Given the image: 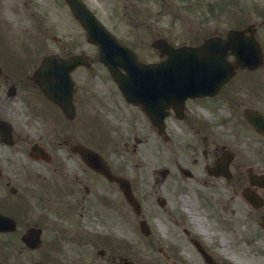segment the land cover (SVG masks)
Returning <instances> with one entry per match:
<instances>
[{"label":"rangeland","instance_id":"374dc122","mask_svg":"<svg viewBox=\"0 0 264 264\" xmlns=\"http://www.w3.org/2000/svg\"><path fill=\"white\" fill-rule=\"evenodd\" d=\"M85 2L122 41L135 49L143 60L158 59L157 50L149 45L154 37L164 36L175 44L195 43L215 31L222 32L231 26L246 24L255 26V35L264 53V0H229L228 3L221 0H85ZM34 11L35 21L40 19L45 26L51 25L50 29L39 37L38 42H35L33 50L35 65L40 56L50 50L60 54L83 50L94 62L92 67H81L73 73L78 85L77 103L80 106L76 121L67 122L62 117L55 119L49 114L43 118L42 115L35 114V118L31 117L35 122V128L26 126L35 133L42 132L44 137L39 136L35 139L47 142L49 147L56 134L62 136L67 132L76 139L86 138L88 132L96 130L92 125L89 131L90 124L87 123L91 121L97 123L98 118L99 120L103 118V123L100 122L103 130L101 135L109 134L103 151L118 170L132 179L136 191L146 195L150 206L147 214L155 232L154 238L145 241L135 228L134 216L124 209L121 201L118 218L113 221L114 223L111 222V214L104 210L102 220L101 216L98 218L104 223H113V231L118 233V236L137 244L135 251L125 254L132 258L135 264H160L162 259L156 246L164 244L173 248V256L182 262L203 264L187 241L183 231L185 227L191 234L199 237L222 264H264V232L258 227L257 221L241 213H229L230 208L225 204L227 196L222 181H216L214 188L198 186L195 181L203 177L201 163L195 157L197 161L192 164L194 155L185 145L190 142L189 140L192 141V137L187 132L183 133L179 123L169 121L168 129L172 139L168 141L160 140L146 131L147 125L143 116L123 101L105 67L96 60V47L85 40L83 28L75 20L64 0H0L2 20L0 22L9 24L4 32L3 28H0V43L5 48V52H0L1 59L6 63L13 61L6 52L9 54L16 52L17 42H21L20 38L24 37L23 31L31 30L26 23H31L30 13ZM53 35L59 40H54ZM28 64H25V67L32 70L34 62H31V67ZM255 72L261 74L260 77L263 76L264 63ZM255 81L254 84L264 85L261 84L264 83V76L263 81L258 78H255ZM248 85L246 83L244 87L242 86L243 92L239 95L250 100L254 106L258 101V105L264 109V86L258 88L260 93L258 94L257 91H252L251 85L248 88ZM35 101L40 103L37 97ZM0 104L1 113L7 116L15 114L14 118L17 121L23 122L27 119L33 121L30 118L32 115L30 108L21 104L18 98L1 100ZM225 106L227 107L226 104ZM195 109L201 113L207 112L201 103ZM136 136L142 142L133 148ZM5 152L8 154V148ZM10 153L16 157L11 158L14 162L18 160L22 162V152H15L12 148ZM175 161L177 163L174 166ZM178 162L184 167L192 168L197 177L194 179L181 177L176 168ZM54 163L53 160L50 163L35 162L36 195H42L43 187L41 184L43 179H36L37 172L41 173V177H45L44 182L64 180L61 175L66 172L63 171L62 165H57V169H54L52 168ZM163 167H168V172L161 178L159 170ZM262 167L259 170H264V166ZM193 188L201 192V198L195 196ZM103 191H106V185H103ZM53 195L55 196L53 203L59 208V199L54 193ZM157 195L167 198L164 207L155 202ZM65 217L71 218L70 221L76 219L69 209L65 211ZM169 217L172 219L169 220ZM110 227L109 224L108 228ZM22 228L23 224H20L16 232L0 235L3 251L7 254L10 264H26L36 255L30 250L20 251L21 242L18 236ZM47 230L45 240L53 239L54 232H58L51 228ZM8 239H13V243H8ZM74 247V243L59 242L57 251L66 254L64 251L67 250L75 255L72 250L79 249ZM87 255L92 257L95 253L89 250ZM76 261L79 263L77 259Z\"/></svg>","mask_w":264,"mask_h":264},{"label":"flooded vegetation","instance_id":"af4514ba","mask_svg":"<svg viewBox=\"0 0 264 264\" xmlns=\"http://www.w3.org/2000/svg\"><path fill=\"white\" fill-rule=\"evenodd\" d=\"M253 73V72H234L231 79L220 89L218 95L216 96L218 102L224 106V114H220L212 123L211 126L207 127L205 131L198 135L197 139L199 142V150L202 155V159L204 164L208 163L213 165L214 162L220 158L226 151L231 150V154L233 155L230 161V173L226 176H218L219 178L223 177V184L226 189V195L228 193L230 198H235V202L233 203L237 210L244 212L247 210L241 206V203H245L246 200L241 194L243 187L245 186V178L246 174L241 169L244 161L242 158L243 148H239V140L243 133V125L244 122L243 116L240 114V110L245 106L253 107L250 102L245 101L244 97H241L239 94L243 91L242 86L244 82L245 74ZM34 72H0L1 81H0V89L3 88V83L5 82L4 93L2 96V100H6L8 98H13L18 93H20L19 99L24 102L27 106H32L33 112L35 114V78L33 77ZM233 85L231 86V84ZM31 93L34 104L29 102L28 94ZM28 99V100H27ZM191 102V100H188ZM227 107L225 106V104ZM182 118L185 120L188 118V111H184L182 113ZM9 119L14 120L15 114L12 116H7ZM189 118L187 119V121ZM244 120V121H243ZM244 122V123H243ZM25 125H30L35 128V125L30 124V121L27 120ZM251 128V126H250ZM200 129L195 130L196 134L199 133ZM253 132L252 129H250ZM254 136L259 138L262 136L257 134L254 130ZM30 135L35 136V132L30 128L25 131H17L12 133V138H10L12 145L18 144L20 141L24 140V142L28 141ZM2 137L0 135V147H10L7 144L2 143ZM67 141H70L69 137H66L63 140V143H66V149L68 150L67 154L64 156L66 159L71 158V144H67ZM9 150V149H8ZM233 150V151H232ZM10 151V150H9ZM17 151L23 153L22 148H17ZM27 153V150H26ZM0 154H3L0 152ZM28 154V153H27ZM4 155V154H3ZM11 158H14L13 155H10ZM7 155L0 158V202L7 209L6 211L18 216V214H24L25 206L28 204L27 197L31 195L33 198V205L35 208V218H37L38 212H46L49 213L51 211L48 200L42 199L40 197L35 196V160H32L34 163L28 162L30 160L27 157V161L24 159L13 161ZM67 173V181L65 186L66 188L62 191L59 189V192L64 193L63 202L69 207H74V210L83 216L84 224H80L79 234L81 236V242L83 245L80 250L83 248L94 249L97 253H100V257L105 256L106 250L104 248H98V244L101 243V239L98 238L97 235L92 234L89 230L85 229L89 227L92 228L91 224L94 222V218H98L99 215L102 214L103 207L108 206L114 207L118 204L119 195L121 194L119 186L117 183L104 179V176L101 174L88 171L87 167L83 164H75L68 166L66 169ZM39 177L41 174L39 172L36 173ZM77 179L78 186H71V178ZM216 177V176H213ZM106 183L109 189L106 190V194H103V183ZM18 185V186H17ZM105 196V197H104ZM146 195H143V199ZM62 200V195H60ZM104 198L107 200L108 205L104 204ZM53 202V198H52ZM26 203V204H25ZM149 203V202H148ZM158 204L164 206L165 200H158ZM80 208V212L78 211ZM130 210L131 207H128ZM142 214L143 206H141ZM252 211L256 212L257 208H250ZM116 210H114L113 218L116 215ZM112 218V219H113ZM138 218L140 216L138 215ZM99 219V218H98ZM83 225V226H81ZM96 230V229H95ZM85 233V234H84ZM53 245H43L39 248H36L37 251V259H39L42 263L46 264L47 254H51V247ZM64 259L61 256H56V254H52V262L54 264H67L63 261L67 260L70 262H75L78 264L75 258L70 259L69 255L65 256ZM99 257V256H98ZM61 258H63L61 260ZM82 260L85 259L84 256H80ZM73 260V261H72ZM89 262H84V264H92L94 259L88 260ZM109 264H121L119 261H111Z\"/></svg>","mask_w":264,"mask_h":264},{"label":"water","instance_id":"95a60500","mask_svg":"<svg viewBox=\"0 0 264 264\" xmlns=\"http://www.w3.org/2000/svg\"><path fill=\"white\" fill-rule=\"evenodd\" d=\"M75 16L87 30V39L95 42L100 51L99 59L105 63L114 76L124 95L133 101L149 103L151 100L144 98L150 89L164 84H178L185 95L210 93L218 89L226 79L224 75L232 72V67L224 59L227 48L235 55L241 65L255 67L260 62V57L254 53V42L250 37H244L240 32L231 30L228 41L219 38H208L199 46L173 47L162 38L155 39L152 44L157 46L161 54L166 53L167 58L155 63H142L129 48L119 43L109 31L91 14L89 9L79 0H66ZM252 44L254 47H252ZM85 63L84 55H75L61 58L51 54L45 57L39 68L35 71V78L44 93L57 102L66 113L70 114L69 100L63 98V88L70 83L69 71L77 64ZM122 68L126 74H121ZM218 70V71H217ZM217 71V72H216ZM214 72V74H213ZM213 76L211 77V75ZM208 77V80H203ZM222 77V78H219ZM217 79V81H215ZM209 82L211 85L207 84ZM188 88L207 89L192 92ZM253 122V116L247 114ZM84 153L83 151H81ZM89 153V152H88ZM92 153V152H90ZM88 156V155H87ZM90 162V161H89ZM89 164H92L91 162ZM100 171L108 174L105 164L93 163ZM125 190L129 201L133 198L124 178H116ZM134 202V201H133ZM0 216V223L3 221ZM264 227V218L262 222ZM3 226H0V229ZM26 240V237H23ZM208 258V257H207ZM209 259V258H208Z\"/></svg>","mask_w":264,"mask_h":264},{"label":"bare ground","instance_id":"6f19581e","mask_svg":"<svg viewBox=\"0 0 264 264\" xmlns=\"http://www.w3.org/2000/svg\"><path fill=\"white\" fill-rule=\"evenodd\" d=\"M197 221V220H196ZM198 222V221H197ZM199 224V223H198ZM203 231H205L204 229H202ZM225 253L227 254L228 252L227 251H225Z\"/></svg>","mask_w":264,"mask_h":264}]
</instances>
